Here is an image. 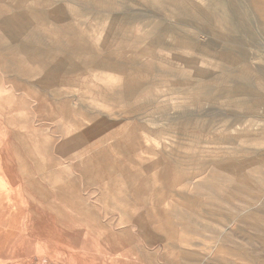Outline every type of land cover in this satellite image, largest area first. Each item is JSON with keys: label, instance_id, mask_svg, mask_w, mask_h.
I'll return each mask as SVG.
<instances>
[{"label": "rangeland", "instance_id": "obj_1", "mask_svg": "<svg viewBox=\"0 0 264 264\" xmlns=\"http://www.w3.org/2000/svg\"><path fill=\"white\" fill-rule=\"evenodd\" d=\"M119 83L133 102L111 99ZM171 111L193 121L170 134L172 157L149 145L135 166L102 149L108 120L164 126ZM258 116L264 148V0H0V264H264V200L241 222L224 179L196 186L224 174L192 148L204 122L233 146ZM257 157L264 171V154L234 159ZM174 159L203 171L173 207L194 222L170 215L175 237L158 238L139 178L166 187Z\"/></svg>", "mask_w": 264, "mask_h": 264}, {"label": "crops", "instance_id": "obj_2", "mask_svg": "<svg viewBox=\"0 0 264 264\" xmlns=\"http://www.w3.org/2000/svg\"><path fill=\"white\" fill-rule=\"evenodd\" d=\"M120 87L123 88V90H121ZM198 90H200L201 92L199 94V97H201L202 100H216V97L210 98L211 92H209L207 86L199 85ZM113 95L114 97L111 99L114 101H134V97L131 90L127 89L125 86L122 87L121 83L118 84V88L116 89ZM111 99L109 101H111ZM142 103L143 99H141V102L138 104ZM163 107L164 105H161V109L163 111L162 113H164ZM129 111L131 112L133 111V109ZM129 111L127 112L128 114ZM252 113H254V115L256 114L255 112ZM188 114L191 115V113L187 112H172L171 118H167V123L164 126L159 123V120L148 118L143 119L142 117H139V115L134 116V118L131 117L132 115H128L127 119H130L132 121H128L122 124L120 123V119L117 118H114L113 121L108 120V124L104 125V127L100 128V130L98 131L100 142L107 144L105 146L102 145V149L109 150L113 154H123L126 159L129 160L132 165L135 166L141 164L143 166L145 161H149L150 158H152V156L150 155H142V153L144 152H150V147H148L149 145L155 147V149L150 152L151 154L158 155L159 153H161V155L163 154L164 156L172 157L173 145L170 142L172 140L170 138V134L172 132L176 133L177 128L184 129L185 127V129H187L191 125L193 121L189 118ZM120 116L124 117L119 114V117ZM162 116H164V114H162ZM256 119L251 120V122L247 126V130H251L252 128V131H256L255 137L249 140H241L242 143L239 142L237 145L235 144L233 146L230 145L231 142H229L227 138L224 139V136H222L223 134L220 131H217V129L215 128L209 129L207 123L204 122L202 123L204 124V126L201 125L199 127L201 131L198 137L199 142L195 143L194 146H192L193 150L199 148L201 152H206L204 154L206 156H210L211 158L209 164L214 166V169L216 171H223L222 174H224L223 177L218 176L217 178L216 176H214L213 178H210L207 182L198 183L196 186L202 189L207 187V185H209L216 179H224L227 183V198L237 199L240 202L239 209L238 211H236L235 217H237V219L239 218V220L241 218V222H243L245 219V211H248V214H259V209L262 206V200H264V182L262 184V181L264 180V178H262V176H264V171L261 169L262 166H260V161L263 160L260 157H257L250 161L234 159V156L239 155L241 153L257 152L259 155L264 154V148L261 147L262 142L260 132L257 129L261 125V120L259 119V116ZM208 130H212V133H214L215 131L220 133V137L215 138V135H213L214 139L211 140V137L204 135V139H202V134H205V132ZM111 139H113V143L109 144V141ZM203 143H206L205 146L202 145ZM211 144H213V146ZM157 148L161 150H157ZM162 163L163 162L160 159L154 161L152 165H162ZM170 164L175 166V177H173V179L170 181L168 177L169 170H165L164 166L163 174L167 183L166 187L164 186L160 190H156L154 187H152L153 182L149 177H141L139 174L130 172L127 169L126 164L124 167L125 169L122 168V163H119V166L117 165L120 169L119 172L121 174H128L130 172V175H136L138 177L140 176L139 183L141 188V200L147 198L144 199V201L147 200V202L145 201L144 203L141 201L136 202L135 204L140 207L147 206V208H145L147 209V214L150 217L149 220L156 221L158 223L157 226H154L153 230L155 231L154 234L158 238L160 231L164 229L166 230L167 237H175L172 236L169 227L164 224L165 222L170 221L168 219L170 215H177L179 220L187 219L188 222L193 221L189 220V217H187V215L186 217H183V215L185 214L182 215L179 211L173 209V207H176L175 201H178L176 197L185 199L183 194L177 192V186H187L192 184L193 178L203 172L201 170L196 173L195 176L191 177L190 171L182 167L180 160H170ZM255 167H257L256 171L254 170ZM251 170L254 172H251ZM262 185L263 188H261ZM152 189L155 190L156 193H154ZM262 190L263 194L261 193ZM158 192L161 193V195L158 196ZM169 198H172L174 201L169 200ZM227 203L229 204V202ZM163 205H169L172 206V208H168L167 210H161L160 208H162ZM255 207H258V210H255ZM141 209L144 213L143 208ZM156 227H158V230H155ZM194 228L196 229L195 232L201 231V229H198V227Z\"/></svg>", "mask_w": 264, "mask_h": 264}, {"label": "bare ground", "instance_id": "obj_3", "mask_svg": "<svg viewBox=\"0 0 264 264\" xmlns=\"http://www.w3.org/2000/svg\"><path fill=\"white\" fill-rule=\"evenodd\" d=\"M77 174V173H76ZM71 194H73V193H71ZM103 208V207H102Z\"/></svg>", "mask_w": 264, "mask_h": 264}]
</instances>
